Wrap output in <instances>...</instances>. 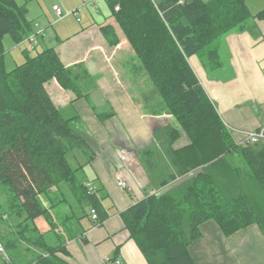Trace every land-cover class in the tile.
Masks as SVG:
<instances>
[{
	"label": "trees",
	"instance_id": "16d2710c",
	"mask_svg": "<svg viewBox=\"0 0 264 264\" xmlns=\"http://www.w3.org/2000/svg\"><path fill=\"white\" fill-rule=\"evenodd\" d=\"M108 3L163 108L178 123L166 150L174 169L168 180L195 172L172 193L149 195L123 212L131 238L149 264H198L190 247L202 237L205 222H215L227 236L251 225L264 235V140H235L189 62L198 55L209 72L222 69L226 37L264 19V9L254 14L247 0ZM28 13L26 4L0 0V263L75 264L64 247L46 242L35 220L58 207L66 211L61 223L72 236L74 214L66 210L62 192V200H56L52 188L65 183L83 210L103 211L107 195L90 190L84 165L71 166L69 152L81 149L89 161L93 152L74 128L79 117H65L46 87L56 80L83 96V67H67L54 48H47L24 49L25 62L7 69L5 38L19 46L34 34ZM101 30L111 46L120 42L112 25ZM182 136L188 144L175 148Z\"/></svg>",
	"mask_w": 264,
	"mask_h": 264
},
{
	"label": "crops",
	"instance_id": "0c3cea01",
	"mask_svg": "<svg viewBox=\"0 0 264 264\" xmlns=\"http://www.w3.org/2000/svg\"><path fill=\"white\" fill-rule=\"evenodd\" d=\"M17 1L28 7V18L34 29V34L24 43L33 37L39 39L36 45L43 49L54 48L67 67H83L81 76L89 88L85 93L82 91L83 96L67 94L71 90L66 91L56 80L51 81L56 97L48 91L56 104L63 99L60 95H64L75 105L87 108V117L78 113L91 132L82 133L93 152L91 161L83 150H75L82 159L87 157L82 164L85 171L89 168L90 174L96 176L97 182L89 179L86 173L87 186L90 190L103 189L102 193L107 195L103 211L96 209L99 220L95 221L91 215L93 207L81 209L69 187L60 183L59 189L53 187L52 192L54 197L57 194L56 200H62L58 195L61 191L68 203H61L60 208L67 205L68 213L74 214L72 236L65 232L61 223L66 211L58 207L50 211L49 216L37 217L36 226L49 245L64 247L66 257L75 264H114L117 258L123 264H149L131 238L122 214L147 196L170 194L194 177L195 172H191L168 180L174 169L166 150L172 128L178 127L175 117L163 108L156 88L150 85L149 77L114 16L104 17L101 22L88 21L81 30L69 29L65 20L58 22L61 26L51 27L52 13L56 14L53 7L50 10L36 0ZM56 5L61 7L58 3L53 6ZM78 22L83 24L79 18ZM106 25H112L119 36L116 46L109 44L101 30ZM225 44L228 52L222 69L209 72L198 55L191 56L189 62L221 119L232 133H237L233 134L235 140L242 142L244 132L258 130L264 124V19L247 22L243 29L229 34ZM129 61L133 62L131 69ZM116 66L122 70L121 74L115 70ZM106 68L113 71L117 83L106 77ZM226 68L228 75L221 73ZM132 70L136 75L130 72ZM89 98L95 99L103 109L92 110ZM108 129L121 132L116 139L110 140L106 149L110 156L113 154L120 161L119 169L113 168L112 172L106 168L107 142L102 139L103 132ZM188 141L182 136L173 146L181 148ZM119 178L129 184L130 190L118 185ZM190 250L198 264H264V235L257 225H251L227 236L215 222L208 221L202 225V237Z\"/></svg>",
	"mask_w": 264,
	"mask_h": 264
},
{
	"label": "rangeland",
	"instance_id": "374dc122",
	"mask_svg": "<svg viewBox=\"0 0 264 264\" xmlns=\"http://www.w3.org/2000/svg\"><path fill=\"white\" fill-rule=\"evenodd\" d=\"M39 1L40 3L47 5L48 8L50 10H52V7L55 3H58L61 5V7L64 10V16L59 18L56 16V14L52 13V18H51V27H59L62 24L58 23L61 20H65V24L67 27H69V29H78L81 30V28L83 26H86V24H88L90 21H92L93 23H95L96 21L101 22L103 21V19H105L104 17L110 18V16L112 17V11H111V7L108 3V0H36ZM247 3L251 9V11L255 14L258 11L264 9V0H247ZM54 12V11H53ZM78 18L79 21L81 20L83 22V24H80L78 22ZM89 21V22H88ZM122 36L123 33L121 32ZM38 40L36 38H32L30 41L26 42V43H22L21 45L17 46L14 50V43L11 39V37L7 36L5 38V47L6 50L8 51V56H7V69L11 70L13 68H15L17 65L25 62L26 60V55L24 53V49H27L29 52L31 53H35L37 50H42L43 47L40 45H36V42L38 44ZM11 52V53H10ZM130 69L132 68L131 65L133 64L130 63V61L128 62ZM103 65H107L106 63H104ZM229 69V68H228ZM106 70L108 71V73L106 74V77H111L112 80L115 81V83L118 82V79L116 78L115 74L113 73V71L110 68H106ZM115 70L117 71L118 74L122 73L121 69H118L117 66L115 67ZM133 73V75H136L135 72L132 70L130 71ZM222 74H227L229 73V71H227V68L222 70L221 72ZM148 78V77H147ZM150 85H152L155 88V85L153 84V82L148 78ZM80 84L82 87V91L83 93H85L86 91H88L89 88H87V84L85 83V81L83 82V77L80 80ZM47 89L51 92V94L53 96L56 97L55 94V87L54 84L52 82H49L46 84ZM68 91V90H66ZM60 94H62V92H60ZM65 94V93H63ZM67 94H73L72 96H77L74 93H72L71 91H69ZM60 97H63V99L61 101L57 100V104L59 105L63 115L67 118L69 117H73V116H77L78 115V121L74 122V128L81 132V133H91L90 130H87V123L85 121L84 118H82V116H79V113L86 115L87 117V108H81L80 105L77 106L75 105V102L73 101H68L66 99V97H64V95H60ZM89 106L92 110H94L95 112H99L103 109L102 105H99L96 103L95 99L93 98H89ZM78 108L80 109V111L78 110ZM79 112V113H78ZM125 135H130L129 132H125ZM102 139L104 141H106V148H105V154L107 156V160H106V168L109 171H113V168L119 169L120 167V161L119 158L114 157L113 154H111V156L109 155L108 150L106 151V149L109 148L110 144V140L116 139V137L118 135L121 134V132H117L116 130H111L108 129L107 131L103 132ZM233 134H237L236 132L233 131ZM121 139V138H119ZM98 142V141H96ZM103 149V148H101ZM78 150H74L68 153L67 158L71 164L72 167H77L81 164H84L87 161V157L82 159L79 154H78ZM110 162V163H109ZM92 171L87 168V170L85 171V173H87V175L89 176V179L94 180L95 182H97L94 178L96 176H94L93 174H90ZM109 175V174H107ZM110 182V181H109ZM108 182V183H109ZM5 229V228H3ZM4 250L2 244L0 243V251ZM1 264V263H0Z\"/></svg>",
	"mask_w": 264,
	"mask_h": 264
},
{
	"label": "built area",
	"instance_id": "2783aa9c",
	"mask_svg": "<svg viewBox=\"0 0 264 264\" xmlns=\"http://www.w3.org/2000/svg\"><path fill=\"white\" fill-rule=\"evenodd\" d=\"M53 10L60 17H63L65 14L63 8L60 6H57V5L53 6ZM263 140H264V124L258 130L244 132L243 133V140L240 143L255 144V143H258V142L263 141ZM118 185L121 188L130 190L129 184L123 178H119ZM91 215L95 221L99 220V216H98L97 210L95 208L91 209ZM114 264H123V262L120 258H117L115 260Z\"/></svg>",
	"mask_w": 264,
	"mask_h": 264
}]
</instances>
